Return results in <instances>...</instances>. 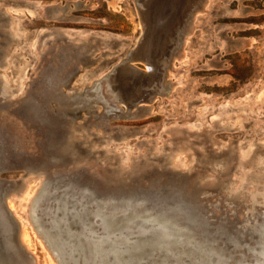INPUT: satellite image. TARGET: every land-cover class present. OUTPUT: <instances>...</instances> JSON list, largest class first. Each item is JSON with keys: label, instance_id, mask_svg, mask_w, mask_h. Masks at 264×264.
I'll return each instance as SVG.
<instances>
[{"label": "rangeland", "instance_id": "374dc122", "mask_svg": "<svg viewBox=\"0 0 264 264\" xmlns=\"http://www.w3.org/2000/svg\"><path fill=\"white\" fill-rule=\"evenodd\" d=\"M138 1L0 0V118L16 130L23 153L37 150L39 137L23 129L19 108L66 120L70 159L61 169L185 201L192 234L236 256L259 250L264 0H203L155 71L156 90L130 115L106 76L142 33ZM0 176L11 180L8 202L36 264H56L28 217L43 172L16 166Z\"/></svg>", "mask_w": 264, "mask_h": 264}, {"label": "water", "instance_id": "95a60500", "mask_svg": "<svg viewBox=\"0 0 264 264\" xmlns=\"http://www.w3.org/2000/svg\"><path fill=\"white\" fill-rule=\"evenodd\" d=\"M202 1H138L142 33L106 76L112 81L110 87L116 88L113 96L123 102L128 114L142 110L137 103L156 90L155 71L178 46L181 31ZM146 59L152 65L145 70L133 63L141 61L145 66ZM16 114L23 129L39 137L37 150L20 151L16 130L0 118V172L16 166L43 172L28 217L56 264H264L261 223L255 226L254 238L260 249L236 256L206 236L192 234L185 201L157 200L146 187L136 192L106 174L61 169L70 159L62 128L66 120L26 106ZM52 143L63 148L56 150ZM11 190V180L0 176V264H36L22 238L23 223L9 205Z\"/></svg>", "mask_w": 264, "mask_h": 264}, {"label": "bare ground", "instance_id": "6f19581e", "mask_svg": "<svg viewBox=\"0 0 264 264\" xmlns=\"http://www.w3.org/2000/svg\"><path fill=\"white\" fill-rule=\"evenodd\" d=\"M145 61H147V62H150L148 59H146ZM146 62V63H147ZM129 82V78H127V82H126V84ZM127 87H129V84L127 85ZM22 238L24 239V241L26 242V244H28V245H30L29 244V236H28V234H27V232H26V230L23 228L22 229Z\"/></svg>", "mask_w": 264, "mask_h": 264}]
</instances>
